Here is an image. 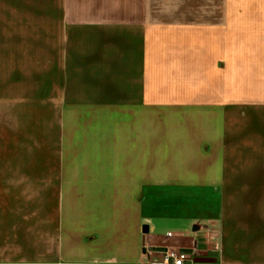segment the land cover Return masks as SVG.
Wrapping results in <instances>:
<instances>
[{
	"label": "crops",
	"instance_id": "obj_1",
	"mask_svg": "<svg viewBox=\"0 0 264 264\" xmlns=\"http://www.w3.org/2000/svg\"><path fill=\"white\" fill-rule=\"evenodd\" d=\"M170 250L264 264V0H0V264Z\"/></svg>",
	"mask_w": 264,
	"mask_h": 264
},
{
	"label": "built area",
	"instance_id": "obj_2",
	"mask_svg": "<svg viewBox=\"0 0 264 264\" xmlns=\"http://www.w3.org/2000/svg\"><path fill=\"white\" fill-rule=\"evenodd\" d=\"M197 254L195 251L185 252L178 250L166 251L162 255V264H196Z\"/></svg>",
	"mask_w": 264,
	"mask_h": 264
},
{
	"label": "water",
	"instance_id": "obj_3",
	"mask_svg": "<svg viewBox=\"0 0 264 264\" xmlns=\"http://www.w3.org/2000/svg\"><path fill=\"white\" fill-rule=\"evenodd\" d=\"M193 230H196V228H194ZM215 262H216L215 259L206 258V257H198L195 259L196 264H214Z\"/></svg>",
	"mask_w": 264,
	"mask_h": 264
},
{
	"label": "rangeland",
	"instance_id": "obj_4",
	"mask_svg": "<svg viewBox=\"0 0 264 264\" xmlns=\"http://www.w3.org/2000/svg\"><path fill=\"white\" fill-rule=\"evenodd\" d=\"M178 251H181V250H178ZM192 251V250H191ZM185 252H190V251H185ZM197 253V252H196ZM163 254H161V256H162Z\"/></svg>",
	"mask_w": 264,
	"mask_h": 264
}]
</instances>
